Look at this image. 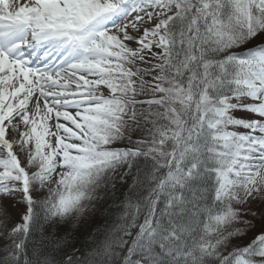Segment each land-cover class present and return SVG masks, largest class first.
<instances>
[{
	"label": "snow or ice",
	"instance_id": "6c2138e0",
	"mask_svg": "<svg viewBox=\"0 0 264 264\" xmlns=\"http://www.w3.org/2000/svg\"><path fill=\"white\" fill-rule=\"evenodd\" d=\"M0 264H264V0H0Z\"/></svg>",
	"mask_w": 264,
	"mask_h": 264
},
{
	"label": "trees",
	"instance_id": "16d2710c",
	"mask_svg": "<svg viewBox=\"0 0 264 264\" xmlns=\"http://www.w3.org/2000/svg\"><path fill=\"white\" fill-rule=\"evenodd\" d=\"M117 187L120 188V191H118L116 189V194H117V197L119 198L116 201V203H119V200L123 199L124 188L122 186H120L119 184ZM101 194L105 196V199L102 201L95 202L96 211L93 213H89L88 214L89 218L87 220L83 221L81 223L79 230L74 233L75 237L77 238L76 243H75V247H80L81 242L85 239V237L87 235L91 234L95 229L103 228L106 220L110 222L111 219L114 217V214L118 211V209L116 207L112 206L113 200L110 197V195L105 191H102ZM68 231H69V229L67 228V226L60 229V232H68ZM49 233H50V228L46 227L44 230V235H49ZM57 234H59V233H57ZM251 238H252V236H251ZM248 239H246V238L243 239V243H245V244L248 243L250 241V239L249 240ZM68 252H69V254H71L72 249L69 248Z\"/></svg>",
	"mask_w": 264,
	"mask_h": 264
},
{
	"label": "rangeland",
	"instance_id": "374dc122",
	"mask_svg": "<svg viewBox=\"0 0 264 264\" xmlns=\"http://www.w3.org/2000/svg\"><path fill=\"white\" fill-rule=\"evenodd\" d=\"M11 210V212H12V216H13V218L15 219V220H18L19 219V214L21 213V211H20V205H18L15 209H10ZM258 231V230H257ZM254 235H255V232H249L248 233V235L245 237L246 239H250L251 238V236H252V238L254 237ZM245 238H243V239H245ZM251 238V239H252ZM248 239V240H249Z\"/></svg>",
	"mask_w": 264,
	"mask_h": 264
}]
</instances>
